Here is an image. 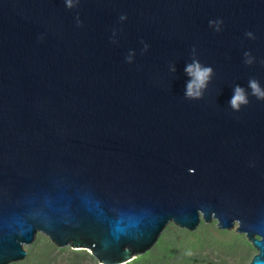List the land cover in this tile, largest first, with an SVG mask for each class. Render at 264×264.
<instances>
[{"label": "water", "instance_id": "1", "mask_svg": "<svg viewBox=\"0 0 264 264\" xmlns=\"http://www.w3.org/2000/svg\"><path fill=\"white\" fill-rule=\"evenodd\" d=\"M251 79L264 92V0H0V264L38 233L127 264L170 223L213 220L264 264Z\"/></svg>", "mask_w": 264, "mask_h": 264}, {"label": "rangeland", "instance_id": "2", "mask_svg": "<svg viewBox=\"0 0 264 264\" xmlns=\"http://www.w3.org/2000/svg\"><path fill=\"white\" fill-rule=\"evenodd\" d=\"M236 227V226H235ZM201 221L194 231L170 223L156 244L127 264H250L256 250L244 234ZM23 260L9 264H101L85 248H58L38 233Z\"/></svg>", "mask_w": 264, "mask_h": 264}, {"label": "clouds", "instance_id": "3", "mask_svg": "<svg viewBox=\"0 0 264 264\" xmlns=\"http://www.w3.org/2000/svg\"><path fill=\"white\" fill-rule=\"evenodd\" d=\"M69 7H71V4H68ZM121 19H124V17H121ZM210 25L212 22H209ZM247 35L251 36V33H248ZM245 55H248L245 53ZM130 59V57H129ZM249 63L251 61H248ZM175 69H173L174 71ZM186 71L189 74H193V68L189 66ZM212 72V69L210 67H205L203 70H200L199 65L196 66V70L194 72L195 80L192 83H188L186 86V91L184 93L185 98H191V99H198L202 97L201 91H194V87L196 89H202L206 87V82L210 77V74ZM249 87L251 88L252 92L251 95L255 96L257 99L264 100V92H262L258 86V82L255 79H251L248 82ZM249 103L248 94L245 93L244 89L236 85L233 89V95L228 101V105L231 109L239 111L241 105H247ZM236 226V225H235ZM236 229V227H235ZM240 234V233H239ZM50 240V239H49ZM51 241V240H50ZM59 248V247H58Z\"/></svg>", "mask_w": 264, "mask_h": 264}]
</instances>
